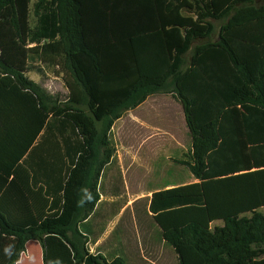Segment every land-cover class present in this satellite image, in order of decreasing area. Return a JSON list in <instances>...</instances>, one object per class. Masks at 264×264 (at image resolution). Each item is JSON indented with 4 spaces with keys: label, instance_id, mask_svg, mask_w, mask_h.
I'll use <instances>...</instances> for the list:
<instances>
[{
    "label": "trees",
    "instance_id": "16d2710c",
    "mask_svg": "<svg viewBox=\"0 0 264 264\" xmlns=\"http://www.w3.org/2000/svg\"><path fill=\"white\" fill-rule=\"evenodd\" d=\"M30 3L0 0V87L34 104L36 138L56 134L55 163L45 194L25 189L21 209L0 194V264H17L30 241L43 264H126L91 254L80 228L101 200L112 128L156 94L178 99L192 140L180 164L197 182L149 203L178 264H264V0H39L35 29ZM43 42L63 59L65 101L27 77ZM16 182L0 178V193Z\"/></svg>",
    "mask_w": 264,
    "mask_h": 264
},
{
    "label": "rangeland",
    "instance_id": "374dc122",
    "mask_svg": "<svg viewBox=\"0 0 264 264\" xmlns=\"http://www.w3.org/2000/svg\"><path fill=\"white\" fill-rule=\"evenodd\" d=\"M38 1L31 0L30 3L32 29L38 24L34 14ZM221 25L222 22H215L216 30L211 41L218 39ZM47 43L30 46L36 51L30 54L27 77L35 78L52 98L65 101L69 91L64 82L63 59L59 54L47 57L42 50ZM202 43L204 41H197L194 46ZM191 57L192 53L185 56L187 66ZM109 140L114 157L101 178L100 191L104 203L99 218L112 220L122 207L132 204V208L122 210V217L128 218L135 213L140 231L148 230L149 224H154L147 209V198L151 193L195 181L189 169L180 164L181 161L190 162L192 147L182 105L174 95L151 96L145 106L132 113L126 112L115 123ZM39 256L36 242H29L23 264H38Z\"/></svg>",
    "mask_w": 264,
    "mask_h": 264
},
{
    "label": "crops",
    "instance_id": "0c3cea01",
    "mask_svg": "<svg viewBox=\"0 0 264 264\" xmlns=\"http://www.w3.org/2000/svg\"><path fill=\"white\" fill-rule=\"evenodd\" d=\"M189 67L190 65L187 66L185 61L183 69L186 70ZM29 79L36 82L35 78ZM150 99L151 96L138 108L129 112L137 111L145 106ZM55 135V133L51 135L50 132L45 134V131H42L36 138L34 104L25 98L23 92L14 88L0 87V178L7 180L6 186L8 187L11 182L17 180L15 187L4 188L0 193L7 195V209H21L24 197L28 195L25 189L36 193L43 188L45 194V174L43 172L47 169L49 178L51 161L53 164L55 163V158L51 159L50 156L51 143L55 150ZM103 198L102 194L94 215L84 222V227L80 228L83 234L89 238L87 248L91 254L102 255L109 261L121 258L126 264H178L174 249L163 239L161 229L149 212L151 196L147 198V209L148 217L154 224H149V229L143 232L139 229L140 222L135 213L128 218L122 217V210L132 208V204L122 207V210L120 209V212L112 220L99 218L101 217L100 209L104 203ZM11 200H14V203ZM215 226H223V223L217 221L213 224V227ZM30 242H36L40 255L38 264H43V253L39 242ZM25 254L26 252L22 254L17 264H23Z\"/></svg>",
    "mask_w": 264,
    "mask_h": 264
},
{
    "label": "clouds",
    "instance_id": "9594fccd",
    "mask_svg": "<svg viewBox=\"0 0 264 264\" xmlns=\"http://www.w3.org/2000/svg\"><path fill=\"white\" fill-rule=\"evenodd\" d=\"M11 252H12V246H8L7 248H5V253L7 255H11Z\"/></svg>",
    "mask_w": 264,
    "mask_h": 264
}]
</instances>
